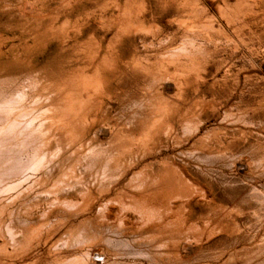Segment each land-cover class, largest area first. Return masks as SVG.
I'll list each match as a JSON object with an SVG mask.
<instances>
[{"label":"bare ground","instance_id":"bare-ground-1","mask_svg":"<svg viewBox=\"0 0 264 264\" xmlns=\"http://www.w3.org/2000/svg\"><path fill=\"white\" fill-rule=\"evenodd\" d=\"M230 1H176L170 34L151 26L145 0H116L110 15L108 5L101 9V22L115 28L110 37L88 23L75 33L67 22L41 31L38 18L26 20L20 47L8 48L17 38L5 41L0 32V60L18 49L16 65H26L32 44L49 39L61 49L56 68L0 72V264H98L102 257L100 264H251L250 255L264 262V196L244 221L240 204L211 206L216 198L186 169L240 159L247 121H259L229 87L244 70L235 74L234 60L248 53L242 9ZM222 84L225 97L209 100L207 86ZM209 113L219 124L205 133ZM259 166L264 174V159ZM197 194L209 206L202 227L189 224ZM103 230L123 246L111 247ZM218 230L230 245L217 261L182 256L187 238Z\"/></svg>","mask_w":264,"mask_h":264},{"label":"rangeland","instance_id":"rangeland-1","mask_svg":"<svg viewBox=\"0 0 264 264\" xmlns=\"http://www.w3.org/2000/svg\"><path fill=\"white\" fill-rule=\"evenodd\" d=\"M114 1L116 0H31L29 4H23L24 2H22V0H2L0 2V32L6 36L5 41L6 39L12 40L17 38L16 43L14 44L12 41L7 42L6 46L8 47L10 45L8 48L13 46L20 47L26 40H28L29 35L24 33L27 32V21L31 23L30 18H38L40 21L39 28H42L40 29L41 31H43V29L45 30L49 23L51 24L54 22L56 23L57 27H60L63 23L67 22L68 24H65L66 29L75 33V28L83 29L84 25L88 23L91 25L92 30H97L101 35L108 34V37H110L115 33V28L113 29V27H110L109 24L101 22L100 15L101 9L106 5L110 7L108 14H111L112 10L115 8ZM120 1L126 2L129 0ZM137 1L141 2L142 0ZM145 1L149 11L154 15V20L150 22L151 26H153L155 29L160 28L159 31H163L164 34L172 33L173 30L169 27L168 22L172 20V15L175 12V3L176 1L181 2L185 0ZM207 1H213L215 4H218L227 0ZM238 3L239 2L236 0H231L229 5L233 8L238 7L242 9L243 14L241 18L244 29L243 36L248 48V53L245 54V57L238 55L239 59L234 60L236 63L235 74H238L239 70H244L238 77L240 80H237L236 77H231L232 79H229V87H234L235 85L234 88H237L235 91L232 90V95H234L233 98H235L238 94H241L242 98H245L248 118H254L255 116L259 115V121L257 119H255V122H251L250 120L247 121L248 129L242 145L243 156L240 159L233 161H198L185 167L191 178L196 181V183L199 182L198 184H200L202 187L204 186L203 188H205V190L208 191L211 196L216 198L215 205L217 206L214 204L211 206L228 209L232 207L231 205L233 203L240 204L241 208L245 210L244 214H246L243 216L244 221H247L249 214L256 209V197L262 195L264 196V174H262L263 168L259 166L260 160L264 159V51H260L261 48L264 47V0H261V2L260 0H244V2ZM26 10L30 11L27 12ZM94 12L96 13V16H92L90 19H88V16ZM109 15L106 16L110 17ZM11 28H13V30H11ZM20 37L22 38L20 39ZM132 39L134 38H127L125 41L129 43ZM32 45L33 49L30 51V54L27 55L29 56V60L26 65H16L12 61L14 55L20 51L16 49L10 53V59L0 60V72L5 70L8 71L9 75L21 76L32 69L44 68L49 70L56 68L61 63V49L58 41L49 42V39H47L42 45ZM225 55L223 56L224 58H230ZM251 55L253 60L250 59ZM209 81L211 82L207 83L208 85L214 82L212 75ZM222 86L223 84L216 85L215 87L207 86L205 92L206 96H208V99L210 100V98H212V94L225 97L226 92L229 90ZM209 114L210 117L205 125V133L218 129L219 121L217 116L212 115V113ZM252 123L254 126H250ZM165 195L166 193L163 194L164 198ZM173 200L174 202L177 201L175 197H173ZM201 200L202 199L199 194L194 197V201L191 205V219L189 221L190 225L199 223L200 227L204 226V222L199 221L198 218H200L202 215L206 217L209 206ZM103 233L111 240V247L120 248L123 246V239H120L113 233H108V230H103ZM194 233L197 235L196 231L193 232V234ZM212 236L215 237L210 238ZM228 236L229 235L227 232H219L218 230L211 235H204L203 239L187 238V242L190 240L189 243L191 244V248L187 251L188 254L184 250L182 256L184 258L188 257L191 260L199 259L201 257H209L210 259H216L217 261L221 253L226 251L230 245L228 242ZM193 240H195L196 243ZM182 244L183 242L180 244V246H178L180 251H182L183 248ZM246 244H248L249 250L255 249V245L250 240H247ZM201 248H204V250L201 251ZM250 256L251 259L250 257L247 259L251 260L252 262L247 261V263L250 262L251 264H264L263 260L259 261L254 259L255 255ZM100 263H103V257L98 260V264Z\"/></svg>","mask_w":264,"mask_h":264}]
</instances>
